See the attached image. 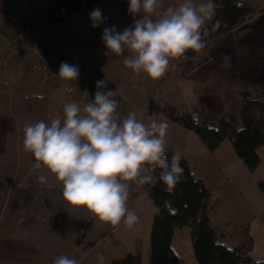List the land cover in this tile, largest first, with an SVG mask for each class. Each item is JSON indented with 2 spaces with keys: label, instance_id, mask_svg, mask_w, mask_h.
<instances>
[{
  "label": "rangeland",
  "instance_id": "1",
  "mask_svg": "<svg viewBox=\"0 0 264 264\" xmlns=\"http://www.w3.org/2000/svg\"><path fill=\"white\" fill-rule=\"evenodd\" d=\"M244 1L253 8L255 18L264 11V0ZM181 2L160 0L159 11L162 13ZM194 2L199 4L202 0ZM48 8L49 0H0V114L14 121V131L7 135V152L0 156V264H53L57 256L68 254L77 258L86 245L102 236L89 235L85 230L82 232L85 234L71 231L77 207L60 202L62 184L44 169L33 171L34 157L23 148L26 123L47 120L49 114L62 115L64 105L69 102H76L82 108L94 100L96 82L100 80H105L104 91L117 92V113L121 119L135 112L137 119L144 122L167 121L166 147L173 155L178 153L180 159H187L197 175L204 176L215 187L216 195L211 196L209 206L213 209L221 206L214 215L220 240L246 243L259 249L264 239L256 228L257 223L264 224V144L258 150L261 164L251 172L237 156L231 140L225 139L211 152L194 131L172 121L163 111V105L174 104L181 114L198 106L202 123H218L220 117L231 114L237 119L239 129L243 105L254 98L264 100V92L254 85L228 82L219 75L197 76L194 69L177 59L169 62L167 71L158 79H150L143 72L136 74L124 66L123 56L107 54L102 35L105 28L115 27L122 32L134 27L142 13L123 15L115 4L105 3L98 7L102 23L94 28L90 19L92 11L55 23ZM64 62L78 66L79 75L74 82L58 76ZM68 87L74 90L69 93ZM204 95L222 105L221 115L198 103V98ZM40 174L48 176L46 184L38 182ZM152 176L150 182L154 183L156 177ZM253 186L258 197L255 199L251 194ZM257 189L261 190L260 195ZM44 198L57 205L48 211L47 220ZM37 207L42 211H37ZM157 210L149 196L139 206L138 234L142 239L147 238L148 248L149 225ZM80 211L85 221L89 212L81 208ZM250 225L253 233L258 231V245L249 234ZM180 230L188 234L179 232L176 246L184 254L190 247L193 257L190 228L185 226ZM185 258L188 264L189 259Z\"/></svg>",
  "mask_w": 264,
  "mask_h": 264
},
{
  "label": "clouds",
  "instance_id": "2",
  "mask_svg": "<svg viewBox=\"0 0 264 264\" xmlns=\"http://www.w3.org/2000/svg\"><path fill=\"white\" fill-rule=\"evenodd\" d=\"M128 11L134 27L122 32L105 28L102 42L109 55L123 56V64L136 74L150 79L165 74L169 62L184 57L188 51L204 48L202 32L206 21L215 14L213 0H182L178 6L159 11L160 0H128ZM158 17V18H153ZM92 26L102 23V12L90 13ZM128 53V55H125ZM79 68L66 62L60 65L59 77L74 82ZM105 80L96 82L94 100L81 106L64 105L60 113L49 114L47 120L26 123L23 148L34 157L33 171L44 169L62 184L61 196L70 207L83 208L99 221L133 229L139 222L135 210L127 207L130 184H147L156 169L160 179L175 184L183 169L180 155L169 160L165 137L167 121L138 120L135 112L121 119L117 113L116 91H104ZM73 87H68L71 93ZM48 176L40 174L38 182L46 184ZM104 256L97 255L99 264ZM53 264H77L68 256L56 257Z\"/></svg>",
  "mask_w": 264,
  "mask_h": 264
},
{
  "label": "trees",
  "instance_id": "3",
  "mask_svg": "<svg viewBox=\"0 0 264 264\" xmlns=\"http://www.w3.org/2000/svg\"><path fill=\"white\" fill-rule=\"evenodd\" d=\"M214 2L215 14L202 29L207 33L202 37L204 48L190 50L177 61L194 69L197 76L219 75L228 82L254 85L264 92V11L255 18L253 8L244 0ZM105 3L115 4L123 15L130 14L128 0H49V17L55 23H64ZM198 103L214 114L224 111L208 95L200 96ZM163 111L172 121L194 131L211 152L229 139L248 170L258 168V150L264 144V100L254 98L243 105L239 129L231 114L220 117L218 123H202L198 106L181 114L174 104L165 102ZM13 131V119L0 114V156L7 152V135ZM166 154L171 160L173 151L166 147ZM179 163L183 172L175 184H165L160 179V169L152 173L155 183L139 184L158 209L150 232L152 264H183L172 248V239L176 229L185 226L191 229L193 252L199 264H264V259L254 261L250 257L252 246L242 243L230 247L220 240L208 215L212 191L187 159L181 158Z\"/></svg>",
  "mask_w": 264,
  "mask_h": 264
},
{
  "label": "crops",
  "instance_id": "4",
  "mask_svg": "<svg viewBox=\"0 0 264 264\" xmlns=\"http://www.w3.org/2000/svg\"><path fill=\"white\" fill-rule=\"evenodd\" d=\"M234 157V156H233ZM261 164V163H260ZM193 171L196 173V169L191 166ZM238 171L241 173L240 169ZM198 174V173H196ZM200 176L205 184L210 188L212 191V197L216 195L215 187L212 183H208L206 179H204V176ZM153 184L152 182H149ZM155 183V182H154ZM243 184V183H242ZM246 187V186H245ZM60 188H62V185H60ZM139 188V190H138ZM249 188V187H248ZM251 188V187H250ZM133 189L134 192L129 195V200L127 201V207L130 210H135L138 215L139 206L141 205L142 201L147 200L148 193L146 190L142 189L139 184L131 183L130 184V190ZM143 191V192H140ZM137 191H139L137 193ZM253 199L258 198L255 196L256 188L253 186L251 188ZM260 189H257V193L260 195L261 192ZM214 193V194H213ZM60 198V202H63L61 194H58ZM212 198L208 200V206ZM44 201L43 207H44V216L45 220L48 218V211H51L52 209H55V204L51 203L49 199L42 200ZM41 205V204H40ZM38 208V207H37ZM208 215L212 221V224L214 227L218 228L219 226L216 224L215 220V213L219 211L221 206H214V209L209 206ZM57 209V207H56ZM78 211L74 213V216L72 217V225L74 226L73 233L76 232V234H85L82 233L83 230L89 233V235L93 234H101V237H97V239L94 241L92 240L90 245H86L85 251L80 254L77 258H73L71 254V257L77 261V264H99V261L97 260V255L102 254L104 256V264H152L151 262V247L148 248L147 243V233L146 237L144 235V238L142 239L140 234H138L139 225L137 224L133 229L126 228L123 223H121L119 226H113L107 223H104L102 221H99L96 217L92 216L90 213L87 215L86 220H82V213L80 211V208H77ZM82 211L84 210L81 208ZM37 211H42L41 208L36 209ZM157 213V212H156ZM154 217V216H153ZM153 220V219H152ZM151 225H149V232H151ZM256 228H258L259 233L263 235L264 238V224L257 223ZM66 228H68L66 226ZM89 230L87 231V229ZM216 228V229H217ZM253 225L249 226V234L253 238H255L256 245H258L256 233L258 231H255L253 233ZM147 232V230H145ZM218 231V230H217ZM181 234H188L187 232H182L180 228L176 229L173 239H172V248L176 252V254L183 260V264H187V260L185 257H188L189 263L188 264H199L197 260L195 259L194 252H193V245H192V254L191 255V248L189 247V252L187 254L182 253L179 247H177V235L178 233ZM104 235V236H103ZM190 236H191V229H190ZM182 242V241H181ZM223 243L229 245L230 247H235L240 244H230L226 242L225 240H222ZM242 244V243H241ZM150 246V245H149ZM260 248L257 249L256 246L252 248V251L250 252V257L254 261H261L264 259V239L263 243L259 246ZM185 250L187 248L185 247Z\"/></svg>",
  "mask_w": 264,
  "mask_h": 264
}]
</instances>
